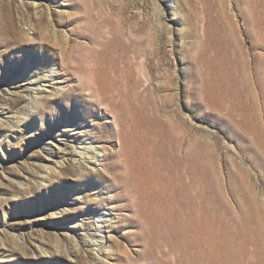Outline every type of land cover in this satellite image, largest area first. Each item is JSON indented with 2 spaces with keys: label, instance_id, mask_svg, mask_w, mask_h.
Masks as SVG:
<instances>
[{
  "label": "rangeland",
  "instance_id": "rangeland-1",
  "mask_svg": "<svg viewBox=\"0 0 264 264\" xmlns=\"http://www.w3.org/2000/svg\"><path fill=\"white\" fill-rule=\"evenodd\" d=\"M191 220L179 264H264V0H0V264H175Z\"/></svg>",
  "mask_w": 264,
  "mask_h": 264
},
{
  "label": "bare ground",
  "instance_id": "bare-ground-1",
  "mask_svg": "<svg viewBox=\"0 0 264 264\" xmlns=\"http://www.w3.org/2000/svg\"><path fill=\"white\" fill-rule=\"evenodd\" d=\"M34 4H35V6H38V4H36L35 2H34ZM30 84H32V83H30ZM38 85L36 84V85H34L33 86V88H36ZM97 91V93L99 94V95H105V94H103V91L104 90H96ZM114 118H115V123L117 124L118 123V117H115L114 116ZM127 126V125H126ZM129 127V126H128ZM125 128H127V127H125V125H124V129ZM121 131L122 130H119L118 131V133L119 134H121ZM127 131V130H126ZM129 131V130H128ZM135 132V131H134ZM125 133H127V132H125ZM142 134V133H141ZM140 134V135H141ZM124 135H126V134H124ZM133 135V134H132ZM139 135V134H138ZM123 136V135H122ZM127 136V137H126ZM125 137L123 136V140H124V146H125V149H126V151L128 152V154L129 155H131L133 152H134V150H132L131 149V144H130V141H131V134H130V132H129V135H126ZM128 136H130V137H128ZM142 136V135H141ZM134 137V136H133ZM143 137V136H142ZM141 138V137H140ZM143 138H145V137H143ZM143 138H142V140H143ZM138 139V138H137ZM148 138H146V140H147ZM133 140H134V138H133ZM132 140V141H133ZM140 140V139H139ZM146 140H145V143H147L146 142ZM81 141V140H80ZM137 141V140H136ZM136 141H135V143L133 142L132 144V146L133 147H135L134 145L136 144ZM141 141V140H140ZM139 141V142H140ZM58 142H61V140H58ZM142 142H144V141H142ZM150 142V141H149ZM142 144V143H141ZM144 144V143H143ZM148 144V143H147ZM47 149H46V151H47V153L48 154H50V156H48V157H51V154L54 152V151H56L57 153L60 151V147H59V145L58 144H56L55 142H54V145H55V147L54 148H52L48 143H47ZM139 145V144H138ZM142 146V145H141ZM146 146H148V145H146ZM146 146L144 145L142 148H143V150H142V152L144 151V147L146 148ZM95 146L93 145V144H90L89 143V145H85V144H82V142H78L77 143V145L76 146H72L71 147V150L70 151H72L73 153H74V156H79V158L78 159H74V163H82V161H84L85 160V156L86 155H89V160H90V163H95V162H97V159H98V157H97V155H94V154H92V149L94 148ZM57 148V149H56ZM54 149H56V150H54ZM134 149V148H133ZM136 149H137V147H136ZM140 149V148H139ZM138 150V149H137ZM137 150H136V152H137ZM141 150V149H140ZM147 151V149L144 151V152H146ZM132 152V153H131ZM139 152V151H138ZM141 152V151H140ZM148 152V151H147ZM134 154V153H133ZM132 154V155H133ZM135 154H137V153H135ZM135 154H134V160H135V162H136V158L138 157V155H136L137 157L135 158ZM140 154V153H139ZM141 154H143V153H141ZM141 154H140V156H141ZM132 155H131V157H132ZM144 155H146L145 153H144ZM127 156V155H126ZM147 156H148V154H147ZM130 157V156H129ZM145 157V156H144ZM147 158V157H146ZM145 158V159H146ZM127 159V158H126ZM129 160L131 159V158H128ZM149 160H151L150 158H148ZM142 160V159H141ZM137 161H140V160H137ZM143 161H144V158H143ZM127 162H128V160H127ZM130 162V161H129ZM134 162V161H133ZM135 162H134V164H135ZM142 162V161H141ZM150 162V161H149ZM132 163V161L130 162V164ZM139 163V162H138ZM144 163H145V161H144ZM151 163V162H150ZM149 164V163H148ZM138 167L140 166V164H136ZM144 165V164H143ZM135 166V165H134ZM47 167H49V164H47ZM132 167V166H131ZM136 167V166H135ZM146 167H149L150 168V166H146ZM137 168V167H136ZM139 169V168H138ZM137 169V170H138ZM148 169V168H147ZM132 170H133V173H134V171H135V169H134V167H132ZM144 170V169H143ZM139 171V170H138ZM145 171V170H144ZM147 171V170H146ZM149 171V170H148ZM148 173V172H147ZM132 174V173H131ZM141 174H144V172L142 173V171L140 170L139 171V174H137V173H135V177L136 178H134V179H136V180H138L137 179V176L139 177V179L141 178ZM147 175V174H146ZM150 176H151V174H150ZM144 177H146V176H144L143 175V179L145 180V178ZM148 177V176H147ZM133 179V178H132ZM133 179V180H134ZM142 179V180H143ZM149 179V178H148ZM147 179V180H148ZM133 180H132V182H133ZM142 180H140L142 183H144V181H142ZM146 180V181H147ZM145 181V182H146ZM149 181V180H148ZM135 182V181H134ZM133 182V183H134ZM140 184V183H139ZM135 185V184H134ZM140 185H142V184H140ZM192 203V202H191ZM193 204V203H192ZM58 208H55L54 210H52L51 211V216H52V219H56V218H58V217H61V216H59V213H58ZM194 214H195V212H194ZM98 217H100V218H102L103 217V215H99ZM192 217V216H191ZM192 219V218H191ZM179 221V220H178ZM177 222V221H176ZM206 222V221H205ZM181 223V222H180ZM182 223H185V222H182ZM182 223H181V225H182ZM208 224V223H207ZM73 226H74V228H73V240H72V247H74L75 249H76V251L77 250H79L78 249V244H77V238H79L80 237V242L81 241H86V240H83V238H82V236H80V227L82 226V224L80 223H78V222H74L73 224H72ZM179 225V224H178ZM185 226H186V224H185ZM197 223L195 222V220H191V222H190V224H189V238H190V240H188L189 242L187 243V241H186V239L183 237V236H179V239H180V243H181V247L183 246V249H184V251H182L181 250V254L182 255H179L180 257L179 258H177L176 257V263L175 264H179V261H180V259H181V257L182 256H190L191 254H190V251H192L193 253H194V250H195V246L194 245H198V243H197V238H198V235H199V233H198V230H197ZM204 226H205V228H208L205 224H204ZM178 227V226H177ZM183 227H184V224H183ZM186 229V228H185ZM209 229V228H208ZM207 229V230H208ZM181 230V229H180ZM206 230V229H205ZM205 231L206 233L208 232V231ZM182 232V231H181ZM184 232V231H183ZM210 232V231H209ZM208 232V233H209ZM206 233H204V234H206ZM83 234V233H82ZM178 234H180V233H178ZM202 234V233H201ZM205 236V238L206 239H203V241L201 242V244H202V247L205 249V252H204V254L206 255V256H210L211 255V234H209L207 237H206V235H204ZM203 237V236H202ZM86 239V238H85ZM87 242V241H86ZM93 247H95V246H97V243H93V245H92ZM91 246V247H92ZM194 246V247H193ZM194 249V250H193ZM197 249V248H196ZM201 251L200 249H197V251ZM178 252V251H177ZM176 252V253H177ZM203 252V251H202ZM195 254V253H194ZM178 255V254H177ZM191 256H194L193 254L191 255Z\"/></svg>",
  "mask_w": 264,
  "mask_h": 264
}]
</instances>
